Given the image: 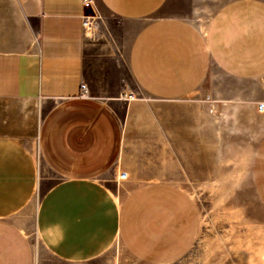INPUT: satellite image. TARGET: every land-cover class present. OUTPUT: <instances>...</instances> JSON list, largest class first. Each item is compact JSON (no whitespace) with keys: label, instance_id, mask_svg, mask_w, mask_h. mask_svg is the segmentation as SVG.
<instances>
[{"label":"crops","instance_id":"obj_1","mask_svg":"<svg viewBox=\"0 0 264 264\" xmlns=\"http://www.w3.org/2000/svg\"><path fill=\"white\" fill-rule=\"evenodd\" d=\"M87 1L0 0V100L49 103L39 145L56 177L41 176L29 148L0 134V264H36L34 232L57 264H102L117 240L136 264H177L200 231L191 194L112 173L124 146L106 100L123 89L117 51L128 41L130 76L152 98L202 90L238 119L251 113L263 129L251 177L264 207V0H227L206 27L166 12L173 0H95L115 22L90 31Z\"/></svg>","mask_w":264,"mask_h":264},{"label":"rangeland","instance_id":"obj_2","mask_svg":"<svg viewBox=\"0 0 264 264\" xmlns=\"http://www.w3.org/2000/svg\"><path fill=\"white\" fill-rule=\"evenodd\" d=\"M226 1L173 0L165 11L206 27ZM90 2L91 27L115 22L95 0ZM127 44L122 40L115 60L116 78L123 89L106 99L124 129L123 150L112 173H127L132 185L171 181L191 194L200 212V231L191 251L177 264H264V207L251 177L263 129L248 110L238 119L234 109L215 106L202 90L175 101L142 92L129 73ZM126 93L132 99H124ZM48 108L44 101L0 100V134L21 140L39 174L55 182L39 145V129ZM39 198L40 191L36 203ZM32 239L36 264L58 263L41 249L36 232ZM101 263L136 264L118 240Z\"/></svg>","mask_w":264,"mask_h":264},{"label":"built area","instance_id":"obj_3","mask_svg":"<svg viewBox=\"0 0 264 264\" xmlns=\"http://www.w3.org/2000/svg\"><path fill=\"white\" fill-rule=\"evenodd\" d=\"M86 4L90 6L91 2L90 1H87ZM92 25H93V22L89 19V16L86 15L85 16V19H84V26H85V28L91 29L92 28L91 27ZM83 95L84 96H88L89 95L88 86L86 84L83 85ZM124 99L128 100V99H132V98L129 97V94L126 93L125 96H124ZM258 109L261 112L264 111V103L261 102L258 105ZM128 177H129V175L127 173H125V172H120L118 174V179L119 180H126Z\"/></svg>","mask_w":264,"mask_h":264}]
</instances>
